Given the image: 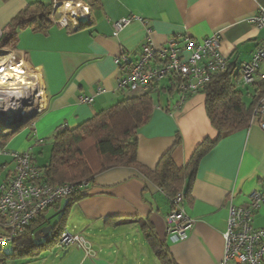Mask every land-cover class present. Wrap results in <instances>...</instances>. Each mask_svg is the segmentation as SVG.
Masks as SVG:
<instances>
[{
	"label": "crops",
	"instance_id": "crops-1",
	"mask_svg": "<svg viewBox=\"0 0 264 264\" xmlns=\"http://www.w3.org/2000/svg\"><path fill=\"white\" fill-rule=\"evenodd\" d=\"M53 1L69 0H0V30L6 34L11 20L31 4L48 6ZM259 8H264V0H94L85 26L66 29L54 25L45 34L18 32L14 52L40 78L43 105L3 147L29 152L33 163L41 167L48 161L55 134L63 127L74 129L122 99L142 95L116 90L119 72L114 59L124 54L135 61L148 29L155 47L172 38L200 41L219 34L220 52L242 101L251 109L264 83L242 86L238 74L239 66L248 63L264 41V29L251 23ZM128 17L139 21L115 35L112 24ZM187 57L184 51L183 58ZM168 85L164 81L148 93L153 108L135 136L137 162L154 170L174 147L173 164L183 169L199 144L215 142L198 163L188 197L181 192L185 212L195 221L193 228L183 240L167 235L169 197L136 170L111 168L95 175L88 183L87 197L68 208L65 231L86 239L93 255L86 256L77 246L60 253L53 247L38 264H162L145 238L150 230L172 264H219L222 260L229 205L246 207L248 195L263 184L264 133L248 125L218 139L206 115L205 94L197 93L179 104V95ZM80 97L93 101L80 103ZM12 169V160L0 156L2 181ZM66 205L67 199L61 200L45 219L50 223L55 217L57 221ZM253 226L264 228V204L254 213Z\"/></svg>",
	"mask_w": 264,
	"mask_h": 264
},
{
	"label": "built area",
	"instance_id": "built-area-1",
	"mask_svg": "<svg viewBox=\"0 0 264 264\" xmlns=\"http://www.w3.org/2000/svg\"><path fill=\"white\" fill-rule=\"evenodd\" d=\"M51 8L53 24L62 28L76 29L80 26L78 18L89 19L90 4L86 0L53 1ZM133 21L139 19L128 17L114 22L113 33L118 34ZM251 23L259 30L264 29V8L257 10ZM219 44L220 36L214 34L200 41L187 36L182 39L172 38L162 46L155 47L151 41V30L148 29L135 61L124 54L114 59L119 72L116 90L128 94H148L165 81L169 88L176 90L181 104L190 96L202 93L213 76L229 71L227 59L221 54ZM184 51L188 52L186 59L183 58ZM0 53H4L0 55V75L12 73L8 72L11 67H18L24 73L18 77L27 84L31 83L27 86L31 85L32 93L27 102H23L24 113L40 112L37 107L42 108L44 94L40 78L22 61L17 60L14 51L0 49ZM263 66L264 41L258 44L251 60L239 66L240 84L253 87L264 83ZM99 93L101 90H97ZM92 101L91 97L79 98V102L84 104H91ZM7 114L3 110L0 118H6ZM249 125L257 126L264 133V99L257 100L250 109ZM39 143L41 141L36 142ZM0 156L9 157L13 163V169L0 184L1 251L12 246L44 212L75 192L86 190L88 184L49 185L44 180L42 170L33 163L27 151H9L0 146ZM262 204L264 179L262 186L248 195L246 207L229 205L223 235L224 255L219 264H264V228L253 226L254 213ZM194 224L195 221L185 212L183 194H177L170 200V212L165 217L167 235L183 240ZM72 246L83 250L88 257L93 255L91 244L86 239L67 231L61 234L54 248L64 252Z\"/></svg>",
	"mask_w": 264,
	"mask_h": 264
},
{
	"label": "trees",
	"instance_id": "trees-1",
	"mask_svg": "<svg viewBox=\"0 0 264 264\" xmlns=\"http://www.w3.org/2000/svg\"><path fill=\"white\" fill-rule=\"evenodd\" d=\"M92 4L94 0H87ZM51 5L31 4L20 11L10 22L8 32L2 33L0 47L15 50L17 34L30 30L45 34L54 26L51 20ZM260 100L264 96V84L259 87ZM203 93L206 97L205 111L212 128L219 134L218 139L226 137L249 125L250 107L242 101V94L230 71L213 76ZM153 108L148 94L124 98L113 107L102 110L92 119L74 128L58 131L51 144L48 161L41 167L44 180L49 185H80L90 183L94 176L111 168H131L145 180L161 189L169 199L184 192L188 197L200 159L215 145L203 141L195 149L187 166L177 169L171 159L173 148L158 161L154 170H148L137 162V131L147 124ZM0 135V146H4L13 135ZM87 197V189L79 190L67 199V205L53 224L49 237L36 244L34 234L48 226L44 212L27 229L12 247L10 257L34 259L41 253L50 251L65 231L68 208ZM185 199V198H184ZM60 202L56 203L52 208ZM51 209V208H50ZM49 209V210H50ZM45 225V226H44ZM150 248L162 264H172L167 260L163 246L152 231L145 234ZM1 257V252H0Z\"/></svg>",
	"mask_w": 264,
	"mask_h": 264
},
{
	"label": "bare ground",
	"instance_id": "bare-ground-1",
	"mask_svg": "<svg viewBox=\"0 0 264 264\" xmlns=\"http://www.w3.org/2000/svg\"><path fill=\"white\" fill-rule=\"evenodd\" d=\"M8 72L12 73L0 75V114L5 110L8 113L6 117L12 119L25 115L23 102H27L31 92L27 86L29 83L18 77L23 73L10 70Z\"/></svg>",
	"mask_w": 264,
	"mask_h": 264
},
{
	"label": "water",
	"instance_id": "water-1",
	"mask_svg": "<svg viewBox=\"0 0 264 264\" xmlns=\"http://www.w3.org/2000/svg\"><path fill=\"white\" fill-rule=\"evenodd\" d=\"M78 22L80 26H85L88 22V19L85 17L78 18ZM39 112H33V113H25L24 116H19L17 118H0V133H13L18 131L20 128H22L32 117H34L35 114H38ZM2 135V134H0ZM53 229V225L50 224L44 228H41L34 234V241H44L46 240L51 231Z\"/></svg>",
	"mask_w": 264,
	"mask_h": 264
},
{
	"label": "rangeland",
	"instance_id": "rangeland-1",
	"mask_svg": "<svg viewBox=\"0 0 264 264\" xmlns=\"http://www.w3.org/2000/svg\"><path fill=\"white\" fill-rule=\"evenodd\" d=\"M0 49H2L1 47H0ZM3 50H8V51H14V50H9V49H3ZM2 54H4V53H0V55H2ZM19 68H17V67H11V69H10V71H12V70H18ZM12 89V88H11ZM28 93V92H27ZM26 94V93H25ZM24 95V94H23ZM25 102V101H24ZM24 104V103H23ZM0 134H8V133H0ZM42 162H40V164H41ZM2 177H3V174L2 173H0V183H1V181H2ZM53 213H51V215H52ZM56 218L55 217H53L52 219H51V224L53 225L54 223H55V220ZM36 242V244H41V243H43V241L41 240V241H35ZM54 250V252H56V253H60L61 251H59V250H57V249H53ZM1 257H0V261L2 262V264H38L43 258H46L47 256V254H48V251H46V252H44V253H41L38 257H36V258H34V259H32V260H23V259H20V258H17V257H10V255H11V252H12V246H7V247H5V248H3L1 251Z\"/></svg>",
	"mask_w": 264,
	"mask_h": 264
},
{
	"label": "clouds",
	"instance_id": "clouds-1",
	"mask_svg": "<svg viewBox=\"0 0 264 264\" xmlns=\"http://www.w3.org/2000/svg\"><path fill=\"white\" fill-rule=\"evenodd\" d=\"M70 6V5H69ZM79 6V5H78ZM85 11H87V9L85 8Z\"/></svg>",
	"mask_w": 264,
	"mask_h": 264
}]
</instances>
